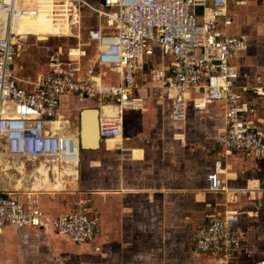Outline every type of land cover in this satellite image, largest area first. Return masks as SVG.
I'll return each mask as SVG.
<instances>
[{
  "label": "built area",
  "instance_id": "2783aa9c",
  "mask_svg": "<svg viewBox=\"0 0 264 264\" xmlns=\"http://www.w3.org/2000/svg\"><path fill=\"white\" fill-rule=\"evenodd\" d=\"M231 2L240 6L247 0H71L75 26L80 24L82 9L102 19L88 33L96 52L90 57L79 46L69 49L67 62L53 57L51 71L25 80L33 86L28 90L18 85L22 79L15 62L35 35L19 34L16 28L25 18L37 17L40 7L34 0H0V9L6 13V24L0 25V158L37 160L49 168L68 163L64 160L67 137L80 140V132L67 130L64 121L57 123L64 96L98 103L101 140L122 136L125 111L140 107L134 97L137 74L158 45L169 61L164 67H152L151 78L169 88L172 117L187 121L190 105L206 110L211 103L222 102L225 128L218 140L222 149L264 163V121H258L257 107L237 86L240 74L234 60L248 50L249 38L232 32ZM80 57L85 58L84 65ZM96 66L106 71L96 74ZM107 74L118 75L120 82L104 83ZM254 91L264 103V90ZM105 106H114L115 111L106 112ZM78 148L80 157L81 140ZM206 179L210 191L222 192L219 170L209 171ZM246 191L253 200L255 190ZM15 193L0 189V234L13 226L64 235L76 244L96 239L97 218L84 201L70 212L53 216L32 194L21 201ZM239 223L237 211L211 215L193 233L196 252L232 261L249 254L239 235Z\"/></svg>",
  "mask_w": 264,
  "mask_h": 264
},
{
  "label": "crops",
  "instance_id": "0c3cea01",
  "mask_svg": "<svg viewBox=\"0 0 264 264\" xmlns=\"http://www.w3.org/2000/svg\"><path fill=\"white\" fill-rule=\"evenodd\" d=\"M252 1L247 0V6H244L246 3L240 5L247 7V11L239 15L234 10L240 6L232 2L229 11L235 21L232 32L246 34L249 38L248 50L234 60L240 74L237 86L257 107L258 121L262 122L264 103L254 90H264V37L257 27L245 31L238 21V17L240 20L244 13L246 20L250 18L249 10L257 3ZM65 20L70 22L69 16ZM31 31L36 34L40 32L39 29L37 32ZM44 37L37 35L41 41L44 40L40 38ZM94 53L90 52V57ZM80 59L84 65L85 58ZM168 61L169 58L164 57L156 45L155 54L147 58L144 70L137 74L134 97L140 100V107L125 111L123 135L116 146L118 138L108 140V145L101 140L100 148L82 150L74 191L48 189L39 192L40 189L33 190L31 186L22 193L17 190L15 193L21 201H26L27 194L34 195L41 207L53 216L72 211V201L80 199L86 202L98 219L99 233L93 242L82 244L93 245L97 253L102 246L108 264H146L149 257L161 250L162 241L165 238L167 241L170 231L173 237L176 229H181L183 224L197 225L195 229L205 224L203 219L209 207L223 206L226 201L234 202L240 195L246 200V190H255L261 198L264 197V163L256 157L247 158L241 153L225 152L219 144L220 133L225 128L222 102L211 103L206 110H195L190 105L187 121L172 117L170 90L163 82L153 80L150 72L152 67H164ZM105 71L101 66L95 67L96 74ZM18 78L22 79L19 82L22 87L33 89L31 84L25 82L28 78L34 79L32 76ZM120 80L115 74L102 78L104 83L118 84ZM74 102V97L62 98L58 119H67L66 105H76ZM82 104L85 106L83 109L99 107L96 101L90 99ZM77 126L80 132V115ZM66 128L70 130L67 125ZM206 160H209L210 167H206ZM212 170L221 173L224 188L219 193L226 200H216L213 196L216 193L209 190L205 175ZM239 213L240 219L242 213ZM238 230L243 244L250 250L249 254H243L239 259H249L248 264L263 262L264 251L257 249L255 241H249L247 237L251 232L244 230L241 220ZM33 232L37 234L41 231L5 227L0 234V264H8L12 258L23 259V256L15 253L18 247L16 236L29 237ZM64 238L76 244L66 236ZM22 241L27 242V239ZM162 248L167 250V247ZM82 251H86V248L82 247ZM200 261L203 262L202 258Z\"/></svg>",
  "mask_w": 264,
  "mask_h": 264
},
{
  "label": "rangeland",
  "instance_id": "374dc122",
  "mask_svg": "<svg viewBox=\"0 0 264 264\" xmlns=\"http://www.w3.org/2000/svg\"><path fill=\"white\" fill-rule=\"evenodd\" d=\"M254 1H256L257 3H255V5L252 4L253 6L249 10L250 18L246 20V13H244L243 15H241L240 20L238 17V21L245 31L248 30V28L257 27L259 33H261V35L264 37V0H253L252 2ZM35 2L40 7V14L34 18H27L26 26L23 28L25 30H36V32L37 29H39L40 32L38 34H40V36L46 37L40 38L44 41L39 40L35 36L30 38L25 50L21 53V55L15 62L16 73L19 77L27 78V76H32V78H35L38 74L48 73L49 71H51L50 64L52 63L53 57H59L62 61L65 62L71 60L69 54V49L71 47L82 46L86 48L89 53L96 52V44L90 42V40L88 39V33L91 28L102 24L101 18L90 12V10L88 9H82L80 14V24L78 25V27L76 26L78 33L75 36L71 35L73 34L71 31L67 32V29H63L64 25L58 23L61 22L62 19L64 21L67 18L59 16L60 7L66 5L72 8L71 1L35 0ZM248 4L249 3H246L244 6H247ZM234 11L239 15L242 11H247V7H236ZM70 16L71 14L69 15V17ZM22 26H24L23 23ZM27 73H30V75H28ZM18 85L22 86L19 82ZM74 100V103L76 105H66L65 115L67 116V119L63 121L67 124V126L70 128V130H72L73 133H76L78 130L77 125L79 124V115L81 110L85 106H83V102L79 101L77 98H74ZM81 154L82 151L80 153L79 166L81 164ZM0 159L5 161L4 163L12 161L13 163L15 162L18 164H23L24 162L31 174H33L32 172L35 171L36 165L39 163V161L37 160L29 159ZM205 164L206 167H210L209 160H206ZM79 166L78 168H80ZM1 168H3V165ZM8 172L12 174L11 177L7 176L6 174H1L2 172L0 173V189L11 192L19 191L21 193L23 191H26L27 189L18 190L16 187L14 188V184H10V178L11 180L13 179L14 181H16L17 177H20L17 171L10 170ZM208 172H206V174ZM6 179L9 181H7ZM2 180L4 181L2 182ZM30 180H32V178H30ZM67 182L69 184L65 188L66 190L62 189V191L70 193L74 191L73 187L76 185L74 184V180H70ZM43 190L48 189L44 187L41 188L39 192ZM213 196L216 200H226V197L221 193H216ZM254 196L255 197L253 200H249L247 195L245 200L244 196L240 195L234 202L226 201L223 206L215 205L214 207H209L208 211L205 213L203 222L208 220L211 215L216 214L217 212H225L226 210H236L238 211V214H240L239 212H241V226L244 228V230H250L251 232L247 238L249 239V241H255L257 245L256 247L259 251H264V197L261 198L259 193H256ZM77 202H80V199L71 202L72 208L75 207L74 204H76ZM86 206L89 210L88 204H86ZM92 213L94 212L92 211ZM196 226L197 225L183 224L181 229H176V234L173 237L172 232L170 231L167 241L166 238L164 239V241H162L161 250L156 251V253H154L152 257H149V259H147L146 261V264H248L250 260L246 258L232 261L221 260L219 258H215L206 254H198L193 244V232ZM58 235L59 234L54 235V233L52 234L44 232H39L36 234L33 232L29 237L21 236L19 238L17 234L16 243L18 247L15 253L16 255L23 256V259L20 258V260H18L17 258H12L8 261V264H108L105 261V255L102 252V246L101 250L98 251L99 253H97V251L92 248L93 245L91 246L89 244H73L69 240L64 238V235ZM49 236L54 237L49 238ZM24 239H27V242H23L22 240ZM82 247H85L86 251H82ZM162 247H167V250ZM92 254L93 256L94 254L96 255L92 257ZM201 258L203 262L200 261Z\"/></svg>",
  "mask_w": 264,
  "mask_h": 264
},
{
  "label": "bare ground",
  "instance_id": "6f19581e",
  "mask_svg": "<svg viewBox=\"0 0 264 264\" xmlns=\"http://www.w3.org/2000/svg\"><path fill=\"white\" fill-rule=\"evenodd\" d=\"M65 1H67V0H65ZM68 1H71V0H68ZM71 11H72V8H70L66 5H63L60 7L59 16L60 17L63 16V18H66L71 14ZM30 18H34V17H30ZM26 19L27 18L22 20L21 24H19V26H17V28H16L17 32L19 34H32L33 33V32H30V29L25 30L23 28L26 26V23H27ZM69 20H71V17H69ZM5 22H6V13L0 9V25L3 27L6 24ZM70 22L67 20L61 21V24L62 25L64 24L63 29H67V31H71L73 33V35H77L78 30L74 27L76 24L74 25L73 22L70 24ZM22 23L24 24V26H22ZM1 32H2V30H0V33ZM33 34L35 36L38 35L36 33H33ZM104 109L106 110V112H111V111L114 112L115 111L114 106H105ZM62 121H63L62 119H58L57 123L60 124V123H62ZM117 138H118V140L116 141L115 146L119 143V141L121 140L122 137L118 136V137L110 138V139H117ZM110 139H108V140H110ZM108 140H106L104 144L108 145V143H107ZM77 141H78V143L80 142V140H78L77 137H73L72 135H69L67 137V142H66L67 147L64 149V155H65L64 160H69V162L63 163V167H61L58 163H54V164H51V166L49 168L48 164H46L44 162H42V163L39 162L40 164L38 163L36 165V168L34 167L35 171L32 172L33 174H31V172L27 169L26 164H24V162H23V164L22 163H20V164L15 163V165H14V163L11 161L4 163L5 161L0 159V173L2 172L1 174H6L7 176L11 177L12 174L9 173L8 171L16 170L18 175H20V177H17L16 181H14L13 179L11 180V178L9 180H10V184L11 185L14 184L13 185L14 188L16 187L18 190L28 189V187H31V186H32L33 190L34 189L38 190V189H41L44 187L46 189H54V190L65 189L69 184L67 181L75 180L78 178V174H79V172H78L79 148H78ZM2 165H3V168H1ZM53 167H54V169H53ZM12 172H14V171H12ZM30 178H32V180H30ZM9 180H7V181H9ZM3 181L4 180H2V182ZM7 184H8V182H7Z\"/></svg>",
  "mask_w": 264,
  "mask_h": 264
},
{
  "label": "water",
  "instance_id": "95a60500",
  "mask_svg": "<svg viewBox=\"0 0 264 264\" xmlns=\"http://www.w3.org/2000/svg\"><path fill=\"white\" fill-rule=\"evenodd\" d=\"M99 115V108H85L80 113V140L82 150L97 149L101 146Z\"/></svg>",
  "mask_w": 264,
  "mask_h": 264
}]
</instances>
